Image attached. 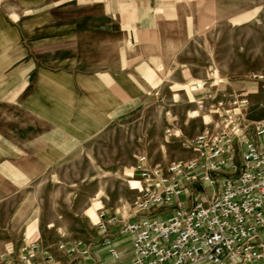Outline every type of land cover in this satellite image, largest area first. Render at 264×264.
I'll return each mask as SVG.
<instances>
[{
	"label": "crops",
	"instance_id": "obj_1",
	"mask_svg": "<svg viewBox=\"0 0 264 264\" xmlns=\"http://www.w3.org/2000/svg\"><path fill=\"white\" fill-rule=\"evenodd\" d=\"M204 1L0 0V264H13L32 242L54 264H131L132 234L118 226L67 237V245L82 241L73 253L43 229L28 231L21 196L162 91L166 77H194L180 55L200 29Z\"/></svg>",
	"mask_w": 264,
	"mask_h": 264
},
{
	"label": "rangeland",
	"instance_id": "obj_2",
	"mask_svg": "<svg viewBox=\"0 0 264 264\" xmlns=\"http://www.w3.org/2000/svg\"><path fill=\"white\" fill-rule=\"evenodd\" d=\"M199 11L200 29L190 35L180 55L195 78L176 84L166 77L162 91L144 99L39 179L21 196V212L29 213L28 231L38 227L56 242L82 239L95 231L100 212L119 222L165 218L172 205L137 206L139 188L156 181L147 182L134 172L138 157L145 156L147 165L159 166L163 174L170 163L192 158L190 142L196 134L220 131L224 111L216 101L224 99L227 104L232 90L248 99L244 117L252 133V123L264 117V82L251 79L264 71V0H205ZM197 101L204 103V109L191 116ZM211 192L199 180L188 183L183 195L186 207L208 201Z\"/></svg>",
	"mask_w": 264,
	"mask_h": 264
},
{
	"label": "built area",
	"instance_id": "obj_3",
	"mask_svg": "<svg viewBox=\"0 0 264 264\" xmlns=\"http://www.w3.org/2000/svg\"><path fill=\"white\" fill-rule=\"evenodd\" d=\"M251 79L264 82V71ZM228 98L227 104L224 99L216 101V107L224 111L220 131L196 134L190 142L192 158L170 163L163 174L159 166H148L145 156L138 157L134 172L147 182L156 181L139 188L137 206L172 205L165 218L119 222L103 212L98 214L99 228L118 226L120 233L132 234L131 264H264V117L252 123L249 133L244 117L248 99L234 90ZM203 109L204 103L197 101L190 115ZM195 180L212 189L210 199L186 207L183 195L187 184ZM57 232L61 235V229ZM54 244L73 253L82 241L67 245L60 238ZM104 244L112 257H119L110 239ZM20 250L13 264H54L53 255L35 242Z\"/></svg>",
	"mask_w": 264,
	"mask_h": 264
}]
</instances>
